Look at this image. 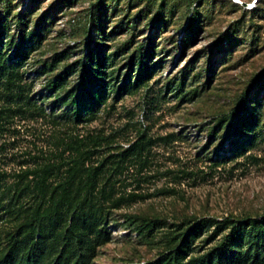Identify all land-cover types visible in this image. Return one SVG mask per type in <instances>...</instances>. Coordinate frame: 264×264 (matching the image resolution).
I'll list each match as a JSON object with an SVG mask.
<instances>
[{"label":"rangeland","instance_id":"1","mask_svg":"<svg viewBox=\"0 0 264 264\" xmlns=\"http://www.w3.org/2000/svg\"><path fill=\"white\" fill-rule=\"evenodd\" d=\"M0 2L2 40L26 45L14 69L18 87L0 86V205L8 204L7 188L32 189L42 168L52 184L76 165L96 168L110 239L96 246L94 264H150L165 251L167 233L195 217L212 225L185 262L208 264L202 257L226 231L216 222L264 213V0ZM186 23L193 30L184 40ZM97 43L108 95L94 116L75 122L61 100ZM147 49L152 77L117 94L127 57ZM65 72L52 90L49 80ZM237 104L259 115L249 132H236L241 122H218ZM146 220L158 226L148 231ZM15 227L0 208V249ZM246 232L234 245L241 264H264V233Z\"/></svg>","mask_w":264,"mask_h":264},{"label":"trees","instance_id":"2","mask_svg":"<svg viewBox=\"0 0 264 264\" xmlns=\"http://www.w3.org/2000/svg\"><path fill=\"white\" fill-rule=\"evenodd\" d=\"M3 2H0V5ZM7 6L0 9V86L9 89L17 88L13 77L14 69L24 62L25 43H6L2 40V12ZM194 17L192 11L190 17ZM20 17L16 23L19 26ZM37 22H35L36 24ZM102 25L96 24V30L100 31ZM184 29L185 39L192 26L186 23ZM25 30V27L20 26ZM37 34L36 31H34ZM33 32V33H34ZM181 33L179 40L184 37ZM14 42V40H13ZM12 45L14 57L8 63L5 46ZM4 49V50H3ZM97 49V50H96ZM86 48L84 61L80 64L78 81L75 87L69 90L62 103L70 106V111L75 122L87 120L94 116L100 105L108 95L107 84L104 80L103 68L107 67V57L101 52V45ZM149 49L145 54L142 51L132 52L127 59V71L120 83L115 87L117 94L129 93L132 89L147 83L152 77L155 63H149L147 57ZM9 57V56H8ZM134 69V73L132 70ZM65 73L58 74L49 80L48 85L52 90L61 88ZM243 105H235L230 110V115L219 118L218 122L228 121L231 125H238L236 132L257 125L259 115L256 112H245ZM222 126V124H221ZM228 138L233 136L229 133ZM47 168H42L37 173V179L32 189L22 187L18 194L7 188L8 204L0 205L5 214L16 221V227L10 234L9 243L0 249V264H94L95 249L99 243L110 239L106 230V209L97 203L94 188L97 185V169L89 168L81 170L75 166L66 177L58 183L52 184L46 180ZM31 198V202H24V198ZM219 223L226 227L223 233L207 253L202 257L208 264H241L242 257L234 250V245L245 239L246 231L255 234L264 233V213L245 218L223 217ZM212 220L206 217L188 223L183 229L169 231L165 240V251H162L157 259L150 264H187L185 260L193 249L194 240L210 228ZM154 220H146L143 227L146 230L155 228ZM216 226V225H215ZM176 230V231H175ZM209 230V229H208ZM217 229L213 230L207 237V241L213 239Z\"/></svg>","mask_w":264,"mask_h":264}]
</instances>
